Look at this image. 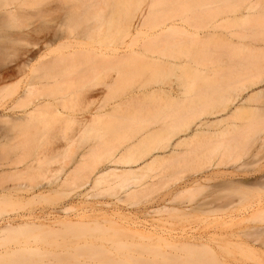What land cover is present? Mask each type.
I'll use <instances>...</instances> for the list:
<instances>
[{"label": "bare ground", "instance_id": "obj_1", "mask_svg": "<svg viewBox=\"0 0 264 264\" xmlns=\"http://www.w3.org/2000/svg\"><path fill=\"white\" fill-rule=\"evenodd\" d=\"M37 1L38 0H0V16L3 18L2 21L4 20V24L5 20L9 23L19 22L20 20H25L32 16H43V14L54 16L56 13H59L57 16H54L53 19V21L56 22V29L52 36L39 40V42L37 41L35 44H33V42V47L24 52L22 65L19 70L15 72L16 75H21V77L25 78L28 77V79L26 82L23 80L25 83L23 82L24 85H22L21 92L16 97V101H14L15 104L13 103L14 107L11 103L12 107L10 105V107L3 109V111L5 110L9 113L8 111H12L15 105H23L21 107H24V109L20 111V115L19 112H17L18 115L15 114L16 117L13 113V117H16L11 121L13 125L20 126V129H29L30 127L38 126L39 131H51V128L54 129V127L57 126L53 127L52 125H55L58 121L60 122L62 118H64L63 122H65V126L67 123L72 124L74 122L81 124V121H77V117H72V114H68L69 112L66 113L64 111V109H69V105L67 106L63 101L65 98L61 97V102L58 101L57 103H55V101H48L46 98L48 97L46 90L52 86L51 82L52 79H54L53 76L56 75V72L54 73L55 68L62 63V59L57 60L50 56L55 49H62L64 47H70L71 45L76 47L79 45L80 47L84 39H90L89 41H91L92 38L97 39L95 40V45L97 47V45L100 44L97 41H101L100 39L103 35V38L105 37V32L107 35V31L111 32L113 30L111 33L116 32L118 37L117 39L113 37V40H110L113 42L115 38V43L113 42L112 44L114 47L112 50L113 53L110 51L113 55L109 57L113 56L118 63L121 62L124 66L127 65L124 70H121L124 66L120 65V67H122L117 69L119 70L118 75L106 83V93L97 108V113H95L97 119H93V122L95 121V126L91 128V131L95 133L96 139H100L101 141L104 140V142L108 143L107 146L110 143L112 145H118L123 142H128V144L121 151L117 152H115V150L113 151V146L109 145L107 147L103 145L106 146L108 151L112 149L111 152H106V157L105 154H102L106 149L103 148L104 150H101V152L99 149L100 146L98 145L99 148L97 146L94 149L98 148L99 150L97 149L92 153L93 155L95 154L96 157L92 155L93 159L89 158L92 160L89 164H87V161H84L87 160V158L84 157L85 152L79 155L74 170L78 172V174L76 172L77 175L86 180L85 183L79 187L80 191H77L75 197L80 199L88 196L89 191L83 194L84 192L82 193V189L91 188V190H93L96 186L102 184V181L112 178L117 180L119 188L125 191V197H134L131 200L136 199L135 197H140L142 194L152 197V199H150L148 196L150 200L146 197L147 205L144 204L145 202L143 203L145 208V216H143L148 219L155 220V217L162 214H167L169 217V215L172 216L174 213L183 218L190 217L193 214L206 215L212 217L210 226H212V224L214 225V227H211L214 228L213 231L217 228L225 229L228 225L236 222L237 226H239L238 223L244 222L246 224H253L252 226L244 227L245 230L243 229L240 232H230L228 230L230 233H225L224 230H221L220 233H217L219 230H216L217 232L211 231V233H208L210 232L208 231L206 232L207 234L205 232L201 234L202 232L200 231L195 233L190 230H182L180 233H172L161 230L158 227H153L151 224H146L150 221L145 219L144 222H139L147 225H142L140 227V233H142L143 236H148L149 238L153 237V239L158 242H164L165 244L173 245L186 251L185 257L175 256L171 259L168 258L163 264H220L221 262L219 261L218 263V258L215 256L216 251L213 247L214 245L211 246L215 244V236H217V238L223 236L233 238L243 236L250 238L252 244H246V249L253 253L260 251L259 248H256L258 245L260 247L263 245L262 248H264V44L260 43H264V38L261 39L264 33L261 35L260 30L259 34L261 36L248 33L257 43L259 42L257 44L254 41V43H249V41L248 43L250 45H248V43L247 45L251 48H242L237 51L231 48L228 50L225 49V53H222L227 56L228 63L230 64H228L229 66L225 73H220L218 70L220 75L218 74V77L216 76L217 78L215 79L212 78L213 80L207 79V77L210 76L205 74V76L207 75V77H205L202 73L203 70L206 72L205 70L208 67L206 69L202 68L203 70L199 68L202 72H198V67H196L195 70L197 69V71L188 73L189 77L187 78L183 77L185 79H183L182 88L174 85L165 87L159 84V81L155 82L152 77L155 76L156 78V76L160 74L157 69L160 67L159 64H161V66L164 63L172 64V66L177 64L174 61L167 60V56L171 54V57L173 53H175V50H178L176 51L177 53L180 51L186 53L187 56L193 59L197 66L199 65V67L206 60L210 62L212 56L208 55H214L216 52L213 50L211 52V48L210 54L207 44L214 42L213 44L215 45L216 40H214L212 36L216 37V35L218 36L221 34H217L219 28L227 29L226 33L223 32L225 35L223 36L225 38L227 36L226 39H228V37L230 39L233 35V30H228L232 29V27L237 29L239 27L240 30L246 24L256 22L261 28H264L263 15L261 16L257 15L258 13H253L254 9L264 5V0H61L56 5L53 4L54 6L51 5V7H48V9H43L44 6L42 8H35L33 5H36ZM210 5L219 6H216L218 7L217 9H210ZM108 8L109 12L107 13ZM262 12L264 13V10ZM111 13L116 14L117 17L110 16ZM260 13L259 11V14ZM203 15H206L211 23L208 27H206L204 23L201 25H204V27L210 30L207 33L200 34L198 30L199 25L197 26V22L195 23V21L201 20L200 22H203L202 19L205 18ZM252 18H256V20ZM198 24H200L199 21ZM241 31H239V33ZM4 33L5 35H3V38L6 39L0 43V54L2 52L4 53L6 40H17L16 38L14 39V37L15 35L18 36V33L13 34L14 32L5 31ZM245 33L246 32L241 35L243 38L249 36ZM175 34H184L185 37L188 36L187 39L189 37L197 35L199 37V35L205 36L207 34L209 37H212V41L209 43L208 41L211 39L206 35L209 39L207 38V41V39H205L206 37H204V41L206 40L207 43L205 45L203 41L205 46L203 45L204 47H201L202 49L198 48L201 44L198 46L196 45L198 43V41H196L197 37L195 41L188 40L187 46H185L182 39H180L183 36L181 35L182 37H178V35L176 36ZM141 35H145L142 41H147V43H143L139 47L140 50L138 48V50L135 51V49L133 50L130 46L133 45L134 39ZM173 35L176 37L174 38ZM200 37L199 39L203 38ZM109 39H111V37ZM217 39V41H219V38ZM13 40L12 42H14ZM96 42L98 44H96ZM101 42H103V39ZM232 42L234 43V41ZM9 43L11 42L9 41ZM216 44H218V42ZM108 45L110 46L111 44ZM220 48L218 50L219 53L223 51L222 48ZM78 50H73L71 54L73 55V53H75V55H77ZM98 52H101V54L104 53L99 49ZM181 52L179 54H181ZM133 54L144 55L145 60L148 58V61H142L143 64H140L138 67V64L134 65L137 61L136 58L132 56ZM175 54L173 56H175ZM203 54L206 55V57ZM72 55L70 61L73 60ZM202 56H204L206 60L203 61L205 58H202ZM214 58L213 56V59ZM85 61H88V59ZM69 64H71V62H69ZM66 65H68V63ZM135 66L139 69H136ZM27 72H30L29 75H31L28 76ZM74 72L75 70L73 73ZM15 73L7 72L3 80L6 81L8 78L11 80L14 76L16 78ZM148 73L149 78L147 77ZM131 77H139L140 79L147 78H145L146 81L143 80V82L140 80V83L138 78V80L135 79L132 81V79H129ZM129 80L132 82L130 81V83ZM70 81L73 83L71 79ZM138 82L139 86L136 85L134 88V83L138 84ZM131 84L133 90L131 89L132 96H130V98H132L133 101H140L139 104L138 102H133L134 104L131 103L133 105H130L128 93V96L125 94L124 100L121 98L124 91L123 89L126 90ZM5 85H7V83ZM50 94L52 95L53 93L51 92ZM157 95L158 97L161 95V98L162 95H165L167 97V102L162 103L160 101L162 99L158 97L156 99ZM89 96H87V98ZM182 96L185 97L181 98ZM186 96H188L187 99ZM117 97L121 98L118 102H109ZM180 98L182 100L179 101ZM155 99L158 103L154 102L156 101ZM58 100H60V98ZM47 109H52V113L48 118L45 117V114L50 112V110ZM129 109L130 111L132 110L130 114ZM189 111L194 112L192 115L195 117L194 119H196L193 122L191 120L192 124L187 121L188 119L186 118L187 113L189 115ZM2 117H4V115H2ZM6 117L7 116L4 118ZM82 124L85 126V123ZM18 126L17 129H19ZM32 139L35 138L32 137ZM13 140L14 139H12V142ZM4 146L8 148L7 145ZM103 146L101 145V147ZM28 147L25 152L29 151H27ZM31 148V151H29L31 154L29 155L30 158L28 157L29 160L24 161L27 163L23 162L22 164L24 165L23 167L21 166V168H19L20 166L17 167L18 163L13 164L14 167L11 165L13 169L11 168L12 170H9L7 173H9V175L11 174L10 176L20 175L19 177H21V175H23V177L26 175L32 182H37V184L34 182L36 185L34 186V183H31V180L28 178L31 185L29 183L28 185L20 184V186L22 185L19 188L20 191L25 193L30 192V194H32L29 199H26L27 202L33 203L35 199H41V201L43 199L49 202L50 200L44 196V191L42 190L49 189L53 183H55L53 182L54 178L55 181L60 178V175L58 177L56 175L57 173H52L54 170L50 169L51 166L49 167L51 164L50 161L55 159V157L52 156L55 155H47V153H45V151L47 152L46 149L41 150L43 148L42 146L35 147L34 145V148ZM68 151L69 148L65 153L62 151V154H65V158L67 153L69 154H67V157L73 155V153L70 152V154ZM97 151H100L103 156L100 155L99 152L97 153ZM107 155L109 156L107 157ZM99 156H101V159H99ZM61 158H64V156ZM102 158L106 160V162H104L106 164L104 165H102L104 161H102ZM13 161H11L10 164H12ZM19 162L21 165L22 161ZM99 162H101V164ZM62 172H64V170H62ZM81 173H83V176ZM36 177L37 179L41 178L39 179L40 181L38 180L41 184L37 181ZM41 180H45V182ZM21 182H23V180H21ZM42 183L45 184L42 185ZM172 184L174 186H172ZM12 191H15L14 187H7L5 191L3 190L0 194V203L7 202L6 198H9L8 196L11 195L10 193ZM151 194H155L154 198ZM197 194L201 197H197V199L190 198L193 203L192 205H189L190 202L188 199L187 202L189 204L186 205L187 202L184 203L186 200L185 196L195 197ZM166 195L169 196V198L167 197L168 199L165 198ZM179 197L185 200L181 202L182 200ZM26 201L25 203H27ZM135 201L137 202V200ZM73 208L74 207L68 204H64L59 210L56 209L50 212L18 213L9 216L6 215L2 219L0 218V264H155L154 262L150 263L151 260L149 259L137 258L131 253H129V258L125 257L121 259L117 257L116 259L114 257H109L105 254V250L98 248L96 245H91L92 243L87 244L85 243L86 241L83 247L82 243L79 242L81 246H75V248H77L76 250H74V248L72 249L71 246L70 248L72 250H70L65 247L67 244H64L63 241V244L58 241V243L62 244L61 247L63 246L65 249L62 248V251L60 250V252L56 253L50 252L47 256L45 254L39 256L41 249L43 250V247L40 248V245L47 239L46 236H52V234L56 235L61 228H66L65 231L69 232V230L75 226L77 230L82 229L83 223L88 226L89 222L76 220L79 216L76 215V219L70 217L69 212L73 211ZM89 221L91 222V220ZM80 223L82 224L79 225L80 229H78L79 226L77 227V225ZM84 224V229H82V231L86 229ZM91 224L89 226H92L93 229L97 228L98 231L101 230L98 229L100 224L98 227H96L95 223H93L95 226ZM68 227L71 228L69 229ZM92 227L90 228L92 229ZM73 229L75 230V228ZM73 229L71 230L74 232ZM37 230L42 231L44 233L41 232L43 236L41 234L40 236ZM33 231H36L37 235L36 232ZM65 231L63 232L64 234ZM72 231L69 233L66 232L70 235L67 236L69 240L79 241L78 237L85 235L81 234L82 231L80 230L78 235L77 231V233L74 232V236L70 234ZM85 232L90 233L86 230ZM104 233L106 232H103V234ZM31 234L35 235L31 236ZM94 234L95 233H93L92 236H94ZM96 234L100 236L99 233ZM57 235L60 236V234ZM64 236L67 238L66 234ZM71 236L74 237L72 238ZM85 236L89 239L88 235ZM52 237L54 238V236ZM52 237L50 238L52 239ZM55 237L57 238L58 236ZM75 237H77V239H74ZM6 238H10L9 240L12 241L14 240V243L1 242ZM81 238V240H84L83 237ZM101 238L104 239V235H102ZM30 239L35 242H30ZM94 239L96 243V238ZM53 242L54 240L52 243ZM216 242L218 243V241ZM103 246L104 244L102 247ZM146 249L144 248V250ZM146 252L150 251L147 249ZM32 253L33 255H31ZM35 253L36 255H34Z\"/></svg>", "mask_w": 264, "mask_h": 264}, {"label": "rangeland", "instance_id": "obj_2", "mask_svg": "<svg viewBox=\"0 0 264 264\" xmlns=\"http://www.w3.org/2000/svg\"><path fill=\"white\" fill-rule=\"evenodd\" d=\"M59 1H61V0H38L36 2L37 4L33 5V6L35 8H42L44 6L43 9H48V7H51V5L52 6L56 5L57 3H59ZM68 4L71 5L70 3H68ZM216 6H219V5H210L209 7H210V9L211 8L217 9L218 7H216ZM256 9H254L253 13H258L257 15H261V16L263 15L262 17H264V13L262 12L264 10V5L256 8ZM107 10H108L107 11V13H108L109 8ZM259 11L261 12L260 14H259ZM58 14L56 13V15H54V16H57ZM0 15H1V9H0ZM111 15L113 17H117L116 14L111 13L110 16ZM39 16L40 15H37L36 17L32 16L28 19L20 20L19 22H10L9 23L7 20H5L6 25L4 24V20L2 21L3 18L0 16V43H2V41H5V39H6V38L5 39L3 38V35H5V33H4L5 31L6 32H12V33L14 32L13 34L18 33V36L15 35V37H14V39L16 38L17 40L12 39L14 42H12V40H6L7 42H6V45L4 48V53L2 52L0 54V59H1L0 60V79L1 80L4 79V75H6L7 72L8 73L9 72L15 73V72H17V70H19V68L23 62L22 58H23L24 52H26L27 49L30 50L33 47V45H32L33 42H34L33 44H35V43H37V41L39 42V40H43L45 38H49V36L50 37L52 36L54 30L56 29V27H55L56 22L53 21L54 16L44 15V14H43V16H40V17ZM203 16L205 17L202 19L203 22H200L201 20L195 21V23L197 22V26L199 25V29L198 28L197 29L199 30L200 34L207 33L210 30V29H207L206 27H208L210 25L211 21H209V19H207L208 17L206 15H203ZM208 16H210V15H208ZM256 18H258V17H256ZM256 18H254V19L252 18V19L256 20ZM198 21L200 24H198ZM203 23L205 24L206 27H204V25H201ZM195 26H196V24H195ZM235 29H236V31H235ZM226 30L224 28H219V31L217 34H220V33L221 34L218 36L216 35V37L212 36L213 39L216 40L215 42L216 43L218 42V44L215 43V45L213 44L214 42L213 43L211 42L212 37L211 36L209 37L207 34L206 35L211 39L209 41H208L209 38L206 35L205 36L199 35V37L200 36L203 37V38L200 37L203 39L202 40V39H199L198 35L194 36V37H189L190 39L189 38L187 39L188 36L185 37L184 34L183 35L181 34L183 37L180 34L179 35L175 34L176 36L178 35V37H180V36L182 37L180 39H182V42L185 46H187L188 40H190V41L194 40L195 41L196 37H197L196 41H198V43L196 42L197 43L196 45L198 46L201 44V46L200 47L198 46V48L204 47L206 45L207 41L209 43L211 42L210 44H207L208 51L210 52V49L212 48L211 52L213 50L216 53H214V55H213L210 52L211 55H208V56H212L211 58L209 57L210 59H212L210 62H209V60H206V58H205L206 55L203 54L205 56V57L202 56V58H205V59H203V61L204 60H206V61L204 63L202 62L203 64H201L200 67H199V65L197 66V64L193 61V59H191L189 56H187L186 53H183L180 51L181 54H179L180 52L177 53L176 51H178V50H175L176 54L172 52L173 55L175 54V56L172 55L171 57H170L171 54L168 55L169 54L168 53L167 54L168 56L166 55L168 57V58L166 57L167 60L169 59L171 61L176 62L177 64L175 66L174 65L172 66V64H169V63H164V64H162V66H161V64H159L160 67H158L157 69L159 70L158 73H160V74L156 76V78L157 77L158 78L156 79L155 76H152L153 79L155 80V82L159 81V84H161L165 87L174 85L176 87L182 88V86H183L182 83L184 81L183 79L189 77L188 73H192L191 71H193V72L197 71V69L195 70L196 67H198V72H200V71L202 72V70H203L202 68L206 69L208 67L205 70L206 72H204V70H203L202 73L204 74V76H205V74L210 76V77H207V75H206L205 77H207V79L213 80V79L217 78L218 77L217 75L218 74L220 75L221 72L225 73L227 67L229 66L228 64H230V63H228L227 56L224 54L225 49L228 50L231 48V49H235V51H237L238 49H242V48L243 49L251 48L250 46H248V45H250L249 43H254V42L257 43V41L254 40V38L250 34L252 33V35H254V34L263 35V33H264V28H261V26L258 25L256 22H250V23L246 24L245 26H243V28L240 30H239V27H238V29L235 27H232V29H228L230 31L233 30V35L230 37V39H229V37H228V39H226L227 36H226V38L224 37L225 36L224 33L227 32ZM259 30L261 31V33ZM239 31H241V32L239 33ZM111 32L107 31L108 34L106 35V32H105L104 38H103L104 35L102 36L101 39L98 38L101 41L103 39V42H101L99 40L97 41L100 44H98L96 42V44H98L97 45L98 48L95 45V40H97V39L92 38L91 41H89L90 39L89 40L84 39L81 42L80 47H79V45H77V47L74 45H71L72 47L71 46L70 47H64L62 49L58 48V49H55V51L53 50L54 51V52H52L53 55L50 54V56H52V58L54 57L57 60L62 59L61 60L62 63H60L57 68H55L54 73L56 72V75L55 76L52 75L54 78V79H52V82H53V80H54V82L53 83L51 82L52 86H50L46 90V92L48 93V97H46V98L48 99V101H51V102L55 101V103H57L58 101L61 102V97L65 98V100H63V101L67 106L69 105L68 106L69 109L68 108L64 109V111L66 113L69 112L68 114H72V117H77V121L78 120L81 121V124L74 122L72 124L67 123L65 126V122H63L64 118H62V120L60 122L58 121L59 124H58V122H56L55 125L53 124L52 125L53 127L56 125L57 126L54 127V129L51 128L52 129L51 131L47 130L48 132L46 130H44V131L40 130L41 132H43V133H41L38 129V126L37 127L33 126V127H30L29 129H20V126L13 125L11 121H13V119H15L17 117L16 116V115H18L17 112H19V115H20V113H21L20 111H22V109H24V107H21L23 105H21V104L15 105V108H13L12 111H8L9 113H7V111H5V110L3 111V109H5L6 107H10L11 103H12V105H13V103L15 104L14 101H16V97L21 92L22 85H24L23 82L24 81L26 82L28 77L27 78L21 77V75H16V73H15V75H16V78L14 76L15 80L13 77L11 80H10V78L6 79V81L0 80V116H1L0 117V181H1L0 182V194H1V192H3V190L5 191V189L7 187H9V188L14 187L15 188V191H12L10 193L11 195L8 196L9 198H6L7 202L0 203V218L2 219L6 215L9 216V215H14V214H18V213L19 214H26V213H33V212L35 213V212H43V211L44 212L45 211L50 212V211H53L56 209L59 210V208L61 206H63L64 204L65 205L68 204L71 207H74L72 209L73 211L69 212V215L71 218L76 219L75 216L77 215L80 218V219L77 218L76 219L77 221L89 222L88 226H86L87 224L86 225L84 223L83 224L85 225V228H86L85 230L90 232L91 235H90V233L85 232V230L82 231V229H84V226L82 223L77 225V227H78L79 225L82 224L83 228L81 227L82 229H80V226H79L78 229H80L82 231L81 234L88 235L89 239H87V236H85V235H84L85 237L83 235L82 236L80 235L81 237H83L84 240H81L82 239L81 237H78L79 241L72 240V239L69 240V238L67 237L69 234H67V233L71 232L72 231L71 229L75 228V230L74 229L73 230H74V232H76V231L78 232V233L76 232L77 235L80 233V230H77L76 226L73 228L68 227L69 229L71 228L70 230L68 229L69 232L65 231L66 228H64V229L61 228V230H59V233L57 232V234H60V236L57 234L56 235L52 234V236H54V238L51 235H48L49 237L46 236L47 239H45V241L46 240L47 241L46 242L44 241L43 244L40 245V248L43 247V250L41 249V253L39 256H41V254H45L47 256V254H49L50 252L56 253V252H60V250L62 251L63 249H65L63 246L61 247L63 242H64V244H67V246H65V247L69 248L70 250H72L73 248H74V250H76L77 248H75V246L76 247L78 245L81 246V243H82V247H83V244L85 245V243H87V244L92 243L91 245H93V246L96 245V246H98V248H100V249L102 248L103 250H105L106 251L105 254L108 255L109 257H114L116 259H117V257L121 258V259H123L125 257L129 258V253H131L132 255L136 256L137 258H144L146 260L147 259L151 260L150 263L154 262L155 264H163L164 261L168 260V258L171 259L175 256L185 257L186 251L182 250L180 248H177L173 245L165 244L164 242H158V241L154 240L153 237L149 238L148 236L147 237L143 236V234L140 233V231H141L140 227L142 225L147 226L144 223L141 224L139 222H144L145 219H148V218L144 217L145 216L144 204L147 205L146 197H148L149 195L145 196L144 194H142V195H140V197L138 196L139 198L135 197L136 199L131 200L134 197H130V198L125 197L126 193H124L125 191L123 189L119 188L118 181L114 180L112 178H109V179H106L105 181H102V184H99L93 190H91V188H85L84 190L82 189V193L84 192L83 194L87 193L86 191H89L88 196H86L84 198H80V199L79 198L77 199L75 197L77 191H80L79 187L81 185H83L85 183V180H86V179H82L79 175H77L78 172L76 171L77 172V174H76V172L74 170V168L77 165V160L79 158V155H81L85 152L84 157L87 158V160H84V161L85 162L87 161V164H89V162L91 163V161H92L90 159H93V156L96 157V155L95 154L93 155L92 153L95 152L99 148V146H100V148H99L100 151L104 150L103 148L106 149V151H104L105 153L101 151L102 154H105V157H106V154L108 152H111V150H112V149H110V151H108L106 148L108 143L104 142V140L101 141L100 139H96L95 133L93 131H91V128H93L95 126V121L93 122V119H97L96 118L97 116L95 113H97V108L99 107V105L102 101V98L104 97V95L106 93L105 85L107 82L111 81V79L113 77L118 75L119 70H117V69L120 67V65H123L121 62L118 63L116 58H114L113 56H111V57L114 59L109 57L110 55H113L112 50L114 47L112 46V44H113V42L115 43V38H114L113 42H111V41L113 40V37H116V39L118 37V34L116 32H113V33H111ZM244 32H246L247 34L250 33V34H248L249 36L243 38L241 35H243ZM26 34H28V35H26ZM109 34H110V36H109ZM175 35H173L174 38L176 37ZM119 36H120V34H119ZM263 36L261 37V39L264 38ZM110 37H111V39H109ZM144 37H145V35L144 36L141 35V36L136 37L134 39V43H132L133 45L130 47L133 50L135 49V51H137L138 48L140 47V45H142L143 43H147V41H145V42L142 41ZM178 37H177V39H179ZM204 37H206L205 39L208 38L207 41L205 40L206 42L204 41ZM223 37H224V39H223ZM217 38H219V41H217L218 40ZM180 39H179V41H180ZM118 40H116V41H118ZM224 40H226V41H224ZM9 41L11 43H9ZM199 41H200V43H199ZM203 41H204L205 45H204ZM232 41H234V43ZM184 42H186V43H184ZM102 43L104 46L102 45ZM241 43H243V44H241ZM247 43H248V45H247ZM260 43L264 44L263 42H260ZM108 44H111V45L109 46ZM99 45L103 46V47H100ZM188 45H189V43H188ZM217 46L219 48L221 47L223 51H220V53H219V51H218L219 48ZM73 47H74V49H73ZM109 47L111 50L109 49ZM216 47H217V49H216ZM95 49H96L97 53H96ZM98 49L103 51L104 53L103 52L102 53L104 55L101 54V52L99 53ZM181 49H183V48H181ZM205 49H206V47H205ZM56 50H58V51H56ZM73 50L74 51L78 50V54L75 55V53H73V55H72L71 53L73 52ZM108 50H109V52H108ZM139 50H140V48H139ZM222 52H224V53H222ZM70 54L72 55V59H73L72 61H70L71 60ZM138 55L139 54H133L132 56L135 57L136 61L138 62V63L135 62L134 65L138 64L137 66L139 67L140 64H143V62L148 61L147 60L148 58L145 60L144 55H139V56ZM105 56H107V57H105ZM213 56L215 57L214 59H213ZM74 57H75V59H78L80 61L75 60ZM85 57H86V59H85ZM140 57H142V58H140ZM90 58H91V60H90ZM87 59H88V61H85ZM89 60H90V62H89ZM190 61H191V63H190ZM69 62H71V64H69ZM67 63H68V65H66ZM75 63H76V65H75ZM206 63H208V64H206ZM126 66H124L125 68L123 67L121 70L126 69ZM137 66H135L136 69L138 68ZM211 67H213V68H211ZM62 68H65V69H62ZM199 68H201L202 70L201 69L199 70ZM74 70H75V72H74L75 74L73 73ZM94 70H96V71H94ZM218 70L220 71V73ZM29 73L30 72H27L28 76L31 75V74L29 75ZM22 76H24V75H22ZM144 76H145V74H144ZM146 76H147V74H146ZM147 77L149 78V73H148ZM147 77H145V78H147ZM183 77H185V78H183ZM137 78L139 79V82H140V80H142V82H143V80L146 81L145 78L140 79L139 77H131L129 79H132V81H133L135 79L138 80ZM263 78H264V76H263ZM70 79L72 80L73 83H71ZM130 81L131 80H129V82ZM139 82H138V84L134 83L133 87L135 88L136 85L139 86ZM6 83H7V85H5ZM129 86L130 87H127L126 90L123 89L124 95L123 94H122V96L120 95L121 98L124 100L125 96L128 93L129 104L133 105L134 103H137V102L139 104L140 101H133L132 98H130V96H132L131 91L133 89L131 88L132 84ZM49 92L50 93L52 92L53 94L51 95ZM90 92H91V94H90ZM89 94H90V96H89ZM92 94H93V96H92ZM87 96H89V97L87 98ZM157 97H158V95L156 96V99H157ZM184 97L182 96L181 98H184ZM187 97L188 96H186V99H187ZM57 98L58 99L60 98V100H58ZM121 98L117 97L116 99L110 100L109 102H112V103L118 102ZM158 98H161V95ZM166 98L167 97L165 95L164 96L162 95V98H161L162 100H160V101L162 103H166L167 102ZM181 98L179 99V101L182 100ZM156 101H154V102L158 103V101L157 102ZM131 103H133V104H131ZM12 105H11V107H12ZM13 107H14V105H13ZM47 110H50V112L48 114H45L46 118H48V116L52 113V109H47ZM129 111H130V109H129ZM131 111L129 112V114L132 113ZM13 113H14V115L16 114L15 115L16 117H13L14 116ZM192 113H194V112L189 111L190 116L188 115V113L186 115V118L188 119L187 121H189V122H191V120H192V122L196 120V119H194L195 117L192 115ZM203 113L206 114L205 112H203ZM2 115H4V117L5 116H7V117L4 118V117H2ZM192 122H191V124H192ZM82 123H85V126ZM86 123H87V126H86ZM68 124H70V125H68ZM17 126L19 129H17ZM181 134H184V133H181ZM32 137L35 139H32ZM8 139H10V140H8ZM12 139H14L13 142H12ZM6 140H8V141H6ZM31 142H33V143H31ZM100 144L102 146L103 145H106V146L101 147ZM127 144H128V142L127 143L123 142V143H120L118 145H112L110 143L109 145L113 146V151L115 150V152H117V151H121ZM4 145H7L8 148H6V146H4ZM34 145H35V147L42 146L43 148L41 150L46 149L47 152L45 151V153H47V155H49V156L55 155V156H52V157H55V159L53 158L54 160L50 161L51 164L49 165V167L51 166L50 169L54 170L52 173H54V174L57 173L56 175L58 177L60 175V178H58V180L55 181V178L53 177L54 178L53 182H55V183H53V185L49 189L42 190V191H44V196H46V198L48 200H50L51 202L50 201L48 202L47 200H43V199H42V201H41V199H39V200L35 199V201L33 200V203H31L29 201L27 202L26 199H29L32 194H30V192L29 193L22 192L19 190V188L23 184L28 185V183H29L31 185V183H34L36 181L32 182V180L26 175H24V177H23V175H21V177H22L21 178V177H19L20 175L19 176H17V175L10 176L11 174L9 175V173H7L9 170L13 169L12 168L13 164H17V163L19 164L20 163L19 161H22V162H21V165L17 164V167L18 166H20L19 168H21V166L23 167L24 164H22V163L24 161L29 160V158H30L29 155H31L29 152V151H31L30 148L32 146H33L32 148H34ZM25 146H27V147L30 146L27 149V151L29 150L28 151L29 154H28V152H25L26 148H27ZM97 146H98V148L94 149ZM68 148H69L68 152L73 153V155L72 156L70 155L69 157H67V154H68L67 153L66 158H65V154H62V151H63V153H65L68 150ZM109 148H111V147H109ZM100 151H97V153L99 152V154L102 155ZM50 152H51V154H50ZM26 153L28 156L26 155ZM58 153H59V155H58ZM7 154H9V155H7ZM56 154H57V156H56ZM63 156H64V158H61ZM108 156L109 155H107V157ZM13 157H14V159H13ZM56 157H58V158H56ZM99 157H100L99 159H101V156H99ZM24 158H28V159H24ZM96 159H98V158H96ZM11 161H13L15 163L12 162V164H10ZM102 161H103L102 165L106 164V163H104V162H106L105 158H102ZM24 163H27V162H24ZM99 163L101 164V162H99ZM60 170H61V172H60ZM62 170H64V172H62ZM82 174L83 173H81V175ZM57 176H55V177H57ZM12 178H13V180H12ZM16 178H17V180H16ZM26 178H27V180H26ZM28 178H29V180H31V183L28 180ZM36 179H37V177H36ZM36 179H33V180H36ZM39 179H41V178H38L37 181ZM21 180H23V182H21ZM24 180H26V181H24ZM41 181L45 182V180L44 181L41 180ZM18 182H20V183H18ZM39 183H38V185H39ZM20 184H22V185L20 186ZM36 184H37V182H36ZM43 184H45V183H42V185ZM7 185H9V186H7ZM34 186H36L35 183H34ZM172 186H174V185L172 184ZM158 192H157V194H158ZM143 195H144V197H143ZM154 195L155 194L152 195L153 198H154ZM198 195L199 194H197L195 196L196 198L190 197V196H188V197L185 196V198H186V200L184 199L185 201L183 200V198L182 199L180 198L181 196L179 198L182 200V201L181 200L180 201L181 202L184 201V203H186L189 200L190 204L187 202L186 205L187 204L192 205L193 203L191 202L190 198L191 199L192 198L197 199V197H201ZM149 197H150V199H152L151 196H149ZM149 197H148V199H149ZM167 197L169 198L168 195H166L165 198L168 199ZM135 200H137L138 203ZM142 200H143V202H142ZM25 201L28 204L25 203ZM52 201H53V203H52ZM177 201H179V200H177ZM192 201H194V200H192ZM25 204H27V205L23 206ZM174 204H176V203H174ZM157 217H155V220L148 219L150 222H148L146 224H151V225H153V227H158L161 230L169 231L172 233H180L182 230H187V231L190 230V231H193L195 233H198L200 231V232H202L201 234H203L204 232L206 233L208 231H210L208 233H211V231L215 232L216 230H219L218 232L216 231L217 233H220L221 230L222 231L224 230L225 233L229 232V231L230 232L231 231L240 232L243 229L245 230L244 227H249V226L253 225L252 223L246 224L244 222V223H238L239 226H237V224H236L237 222H236V223H233L234 225L233 224L228 225V227L225 229L217 228L216 230L213 231L214 228H211V227H214V225L212 224V226H210L211 225L210 221H211L212 217H209L206 215H200V214L194 215L193 214L190 217L183 218V217H180L178 214L174 213V214H172V216L169 215V217L167 216V214H162V215L157 216ZM93 218H94V221H93ZM89 220H91V222ZM92 222L96 224V227H98V225L100 224L99 227L100 226L101 227L100 228L98 227V229H101V230H99L100 232L97 230V228L93 229L92 226H89ZM93 223L91 225L95 226ZM88 227L89 228L92 227V229L91 228L89 229ZM88 229L91 231H89ZM210 229H212V230H210ZM95 230H97V231H95ZM104 230H106V231H104ZM37 231L39 232L38 233L39 235L41 234L43 236L44 233L42 231H39V230H37ZM64 231H65L67 238H65V236H64L65 235L63 233ZM102 231L106 232V233L103 234ZM33 232H36V231H33ZM74 232L72 231V233H70V234L74 235L73 234ZM62 233H63V235H62ZM93 233H95L94 234V236L96 235L95 237L92 236ZM96 233H99L101 237H102V235H104V239L101 238ZM33 235H35V234H31V236H33ZM36 235H37V232H36ZM55 236H58V237L56 238ZM44 237H42V238H44ZM50 237H52V239L54 240L53 243H52L53 240ZM94 238H96V243L94 242L95 241ZM215 238H216V240H214L215 244H212L211 246L214 245L213 247L216 251L215 256L218 258V263L220 261L222 264H264V248H262L263 245L261 247L259 245L258 246L256 245L257 246L256 248H259L260 251L254 252V253L249 252L246 249V244H249V243L252 244V240L250 238L243 237V236L235 237V238L228 237V236H223V237L217 238V236H215ZM9 239L10 238H6V239L2 240L1 242H5V243L10 242L13 244L14 240L12 241ZM50 239H51V241H50ZM74 239H77V237H75ZM68 240H69V242H68ZM33 241L34 240L31 241V239H30V242H33ZM58 241L62 244L58 243ZM216 241H218V243ZM79 242H81V243H79ZM40 243H41V241H40ZM103 244H104V246L102 247ZM70 246L72 249L70 248ZM144 248L145 249L147 248L150 252H146L147 249L144 250ZM106 249L108 250V253H107ZM31 255H33V253ZM34 255H36V253ZM39 256H36V257H39Z\"/></svg>", "mask_w": 264, "mask_h": 264}]
</instances>
